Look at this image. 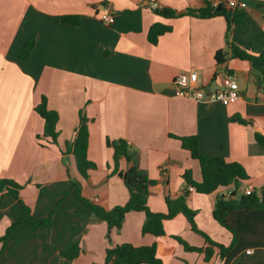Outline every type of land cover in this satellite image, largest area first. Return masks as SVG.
Instances as JSON below:
<instances>
[{"label": "crops", "instance_id": "0c3cea01", "mask_svg": "<svg viewBox=\"0 0 264 264\" xmlns=\"http://www.w3.org/2000/svg\"><path fill=\"white\" fill-rule=\"evenodd\" d=\"M161 8L178 13L199 10L212 0H157ZM151 0H0V177L23 186L20 197L35 218L52 215L47 234L31 232L22 221L4 248L0 264H104L108 249L129 243L158 245L164 264H264V210L243 209L228 215L238 240L224 259L220 249L210 261L204 254L186 251L174 236L195 247H207L181 214L165 222L166 235H144V212H129L120 229H109L75 194L73 183L92 204L107 210L125 205L130 192L120 175L114 150L107 140H124L139 168L155 182L148 206L166 213V199L187 194L196 211L199 230L229 247L233 234L213 216L217 199L250 187L264 188V147L255 134H264V82L251 62L229 58L219 64L215 55L229 51L223 17L165 18L151 9ZM109 9L116 22L109 26L101 14ZM245 24L235 25L231 41L243 50L259 53L264 47V0H240L237 8ZM76 16L79 25L59 21ZM156 23L172 27L156 45L148 32ZM35 36L30 56L21 60L25 42ZM196 71L199 87L216 91L228 76L237 79L239 99L223 105L177 93L174 80ZM46 96L49 109L58 112L56 143L42 138L45 121L35 107ZM88 120V158L97 166L85 178L68 143L75 138L80 116ZM238 117L246 121H233ZM39 136H41L39 138ZM197 136L200 152L239 162L248 179L206 195L190 190L184 178L191 171L202 180L200 163L176 137ZM24 216L12 195L0 196V238ZM18 244L14 242L21 238ZM79 240L82 253L74 260L61 252Z\"/></svg>", "mask_w": 264, "mask_h": 264}, {"label": "trees", "instance_id": "16d2710c", "mask_svg": "<svg viewBox=\"0 0 264 264\" xmlns=\"http://www.w3.org/2000/svg\"><path fill=\"white\" fill-rule=\"evenodd\" d=\"M222 6L221 9L219 7ZM213 7L212 3L208 2L207 6L199 10H187L178 13L176 10L170 8H161L155 10L159 15L165 18H177L181 16H194L199 18H213L223 17L227 23V45L228 50H219L215 59L219 64L226 63L229 58H236L240 60H247L252 63L254 69L258 71L264 82V47L259 53L243 50L231 41V34L235 25L243 26L245 24L242 16L237 13L235 9H229L226 5ZM59 21L65 24L79 25L80 19L76 16H62ZM172 31V27L163 23L154 24L148 32V41L152 45H156L159 38L168 32ZM35 36L30 37L24 44L20 51L19 58L21 60L27 59L35 47ZM35 111L45 121V131L42 138H50L51 142L56 143L59 137L57 124L59 122V114L56 111L49 109L46 96L42 97L41 102L35 107ZM233 121H239L246 124L241 118L234 117ZM89 120L84 116H80V124L76 128L75 138L72 143H68L67 152L73 153L76 158L77 166L83 177L87 178L92 170L97 168L96 164L88 158L89 147ZM41 136H39L40 138ZM181 141L182 147L191 153L193 159L197 160L201 166L202 180L200 182L194 181L191 171H187L184 178L189 185L200 194L211 195L221 188H227L231 185H237L239 181L248 179L247 172L242 164L239 162H230L220 156H208L200 152L199 140L197 136L176 137ZM256 142L264 147V134H255ZM109 147L114 150V162L118 169L121 160H125L127 168L120 172L124 180L125 186L130 192L129 201L122 206H116L107 210L99 205L92 204L82 194V185L74 182L76 197L88 205L94 215L105 221L109 229H120L126 215L129 212H144L146 220L142 226V233L144 235L151 234L156 237H163L166 235L165 222L174 219L178 215H183L192 230L202 235L207 247H195L187 243L181 237L174 236V238L185 248L186 251L203 253L205 260L210 261L215 255V248L220 249V257L224 259L228 252L234 247L238 240V233L234 227L229 225L228 215L235 210L252 209L264 210V188L258 193L253 191L252 194H243L240 198L236 197V191L231 196H221L217 199L213 216L214 219L224 228L229 230L234 238L229 247L221 245L211 239L203 231L199 230L196 223V211L189 207L187 203V194L176 199L167 198L168 211L166 213L153 212L148 206V199L151 194L150 187L155 184L149 176L139 168L137 156L130 151L129 145L124 140L111 141L107 140ZM23 186L16 181L8 178L0 177V196L12 195L17 198L23 206L24 216L21 221H15L11 224L4 236L0 238V243H3L4 248L7 246L9 240L17 233L22 221H27L31 226V232H42L47 234L52 225V215L46 218H35L30 209L23 203L20 197V192ZM17 239L14 244L23 239ZM0 253V259L3 251ZM82 253V248L79 240L72 242L61 254L63 257L74 260ZM104 264H164L163 260L158 255V245L134 246L129 243L116 245L107 250ZM246 264V263H241Z\"/></svg>", "mask_w": 264, "mask_h": 264}, {"label": "built area", "instance_id": "2783aa9c", "mask_svg": "<svg viewBox=\"0 0 264 264\" xmlns=\"http://www.w3.org/2000/svg\"><path fill=\"white\" fill-rule=\"evenodd\" d=\"M240 0H212V6L218 7L220 5H226L229 9H235L238 7ZM151 9L157 10L161 9L160 4L157 0H151ZM101 20L112 26L116 22V15L106 8L101 14ZM199 75L196 71H191L189 73H181L176 76L174 80V85L177 93L185 97H193L195 99H209L212 101L219 102L223 105H230L239 99V85L237 79L233 76H228L226 85L216 91H211L209 94L205 92V89L199 87ZM190 190L194 189L190 187ZM253 189L248 187L245 189V194H252ZM233 192H229L227 196H231Z\"/></svg>", "mask_w": 264, "mask_h": 264}, {"label": "water", "instance_id": "95a60500", "mask_svg": "<svg viewBox=\"0 0 264 264\" xmlns=\"http://www.w3.org/2000/svg\"><path fill=\"white\" fill-rule=\"evenodd\" d=\"M221 8H222V6L219 7V9H221ZM205 92H206L207 94H209V93L211 92V90H210V89H206Z\"/></svg>", "mask_w": 264, "mask_h": 264}, {"label": "rangeland", "instance_id": "374dc122", "mask_svg": "<svg viewBox=\"0 0 264 264\" xmlns=\"http://www.w3.org/2000/svg\"><path fill=\"white\" fill-rule=\"evenodd\" d=\"M207 243V242H206ZM201 248H205V247H201ZM196 253H199V252H196ZM204 253V252H203ZM203 253H200V254H203Z\"/></svg>", "mask_w": 264, "mask_h": 264}]
</instances>
